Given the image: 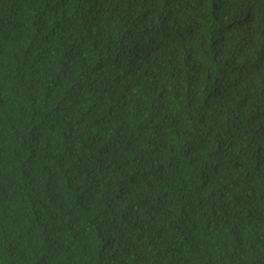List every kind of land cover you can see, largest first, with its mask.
<instances>
[{
    "label": "trees",
    "instance_id": "obj_1",
    "mask_svg": "<svg viewBox=\"0 0 264 264\" xmlns=\"http://www.w3.org/2000/svg\"><path fill=\"white\" fill-rule=\"evenodd\" d=\"M0 264H264V0H0Z\"/></svg>",
    "mask_w": 264,
    "mask_h": 264
}]
</instances>
